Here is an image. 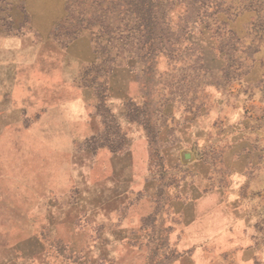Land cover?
<instances>
[{
  "label": "rangeland",
  "instance_id": "1",
  "mask_svg": "<svg viewBox=\"0 0 264 264\" xmlns=\"http://www.w3.org/2000/svg\"><path fill=\"white\" fill-rule=\"evenodd\" d=\"M116 1L0 0V106L24 105L30 137L54 143L0 150L19 177L0 255L264 264V0H161L146 40ZM83 89L85 124L52 115Z\"/></svg>",
  "mask_w": 264,
  "mask_h": 264
},
{
  "label": "crops",
  "instance_id": "2",
  "mask_svg": "<svg viewBox=\"0 0 264 264\" xmlns=\"http://www.w3.org/2000/svg\"><path fill=\"white\" fill-rule=\"evenodd\" d=\"M88 93H92V92L85 91V89H83L77 94V97L75 98V100H72V101L67 102V103L64 102V103L60 104L59 107H57L58 108L57 111H55V109H54L50 112H52L53 116H54V112H55V114L58 116V118L63 116L65 123H67V122L75 123L76 122V124H79V123L85 124L86 123L85 119H87V115H88V111H87V107H86V103L88 102L87 101L88 100V95H87ZM7 103L8 102H6V103L3 102V104L0 106V150L4 146H6V144H7L6 140H9L11 146L15 147L16 152H17L16 147L21 146L22 144H25V145H33V144L43 145V144H45L47 147L50 145L53 148L54 143H52L53 142L52 140H47L44 138H37V137H36V139H32L30 137V134H28V133H31V131L33 129L35 130L36 127L38 129V127L40 126V121H34V122L30 123L29 126L26 128L24 126V123H23V120H24L23 119L24 118L23 107H24V105H22V104L14 105V102H12V104H10V103L7 104ZM35 103H36V106L37 105L39 107L41 106L39 98L35 99V102L33 103V105ZM54 105H55V103L53 101L52 106L54 107ZM26 107H27V105H26ZM47 112H49V110ZM76 119L80 120V122L77 123V121H73ZM50 129H54V125H52L50 127ZM49 142H51V143L49 144ZM107 148L111 152L114 151V150L110 149L109 147H107ZM2 155L3 154L0 152V162H1V156ZM184 159H187V158L184 157ZM54 160H55V157L53 154L50 155V157L47 156V161L48 162L50 161V163H52L50 170H48V172L50 171L51 179H54V168H55L53 166ZM70 161L71 160H70V155H69L66 159L67 164H70ZM82 166L83 165L80 163V160H79L76 162L74 167L81 168ZM134 168H135L134 163H132L131 169H130L132 176H135V174H134L135 169ZM48 172L46 174V181L49 178ZM75 172L80 177L79 171L77 170ZM63 174H65V173H63ZM68 175H69V168H68ZM8 178H15V179L17 178L18 179L19 177L9 175V173L5 170V167L0 165V195L6 193V190L4 187H6L5 185L7 184ZM40 180H44V176H41ZM4 203H5V198L4 197L1 198V196H0V233L3 231L2 227L5 226V224H4L5 216H2L3 214H1L2 209L5 208ZM5 261H6V259L2 255H0V264H11V263H13V262L8 263L7 261L6 262Z\"/></svg>",
  "mask_w": 264,
  "mask_h": 264
},
{
  "label": "trees",
  "instance_id": "3",
  "mask_svg": "<svg viewBox=\"0 0 264 264\" xmlns=\"http://www.w3.org/2000/svg\"><path fill=\"white\" fill-rule=\"evenodd\" d=\"M165 3L167 5L168 1ZM116 5L122 8L124 11H127V13L130 11V9L132 12L136 13L137 20L139 21L138 26L141 27L144 33H146L145 40L149 37V34H154L155 32V36L157 32H159V30L163 31L164 27H162L161 29L159 27L160 20L163 16V3L161 2V0H117ZM199 59L197 57L195 59V62H197ZM151 63L155 62H148L142 65V71L144 70L145 72L153 67L154 65Z\"/></svg>",
  "mask_w": 264,
  "mask_h": 264
},
{
  "label": "water",
  "instance_id": "4",
  "mask_svg": "<svg viewBox=\"0 0 264 264\" xmlns=\"http://www.w3.org/2000/svg\"><path fill=\"white\" fill-rule=\"evenodd\" d=\"M184 157H185V158H188V157H189V155H188V154H185V155H184Z\"/></svg>",
  "mask_w": 264,
  "mask_h": 264
}]
</instances>
